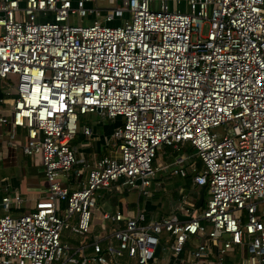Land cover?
<instances>
[{
    "label": "built area",
    "instance_id": "built-area-1",
    "mask_svg": "<svg viewBox=\"0 0 264 264\" xmlns=\"http://www.w3.org/2000/svg\"><path fill=\"white\" fill-rule=\"evenodd\" d=\"M0 81V141L47 186L17 216L22 198L0 197V264H225L240 245L242 264H264V0H0ZM88 114L121 121L91 165L71 147ZM160 146L181 152L169 174L204 187L200 209L99 206L114 186L150 199ZM64 230L92 238L61 244Z\"/></svg>",
    "mask_w": 264,
    "mask_h": 264
},
{
    "label": "crops",
    "instance_id": "crops-1",
    "mask_svg": "<svg viewBox=\"0 0 264 264\" xmlns=\"http://www.w3.org/2000/svg\"><path fill=\"white\" fill-rule=\"evenodd\" d=\"M120 124L121 121L119 119H116L115 121H108L98 114L84 115L80 118V121L78 118L79 129L84 126L88 127L91 131V134L89 136H85L78 132L75 135L73 141L71 142V147L75 152L76 159L78 161H83V163L87 165H91L98 159L112 156L115 149V141L112 139V134L116 127ZM6 131H10L9 125L0 127V133ZM16 132L19 143L23 142L25 137L24 131L18 129L16 130ZM180 153L181 152H173L168 148L157 152V155L155 157V167L159 168L160 171L157 172L155 182L151 187L152 193H158L159 191L158 186L161 183L159 180L160 176L181 178L179 175H174L172 173L169 174L166 170V167L169 166V164L173 163L177 156L180 155ZM83 165L84 164L82 163L76 164L73 167L70 175H68V181L66 183L67 186L72 190L77 188V182L80 183L84 182L85 180V172L79 178H75L73 172L77 169H82ZM187 178L190 179V175L182 179L186 181ZM178 185H180V183H178ZM178 185L177 187H179V191L178 193H176L178 197L176 198L175 195L174 198L176 202H167L165 205V207H167V212L163 210L162 215H158V218L171 215L173 212H175L180 205V199L183 195L193 198L196 204L199 189H194L191 181L189 187L187 188L184 187V185L183 187L181 185ZM46 188L47 186L41 168L34 164L31 158L23 155L20 149L13 150L7 148L6 145L0 141V197L13 193H19V195H22L20 196L22 198V203L24 202V207L18 210H13L12 214L14 216H17L20 214H24L23 212L31 211L36 200L45 194ZM115 188L117 187L114 186L111 188V190H114ZM111 190H109V193L111 192ZM119 190L122 191L121 189ZM179 192H181L182 195H180ZM121 193L122 194H119V196L122 195V197H124L131 192L126 190ZM105 194L106 191L99 192L97 203L99 204L100 201L101 204H99V206H102V208L109 211H114L116 208H120L121 210L124 209L125 211L134 213L138 208L144 209L146 215L148 216H156V214H153L152 212L161 210L160 208L162 206L160 202L152 201L153 195L150 200L143 201L141 196H139L138 194H133V196L135 197V204H129V202H127V204H121V202H118L117 200H111V202L105 201ZM103 200L105 202H103ZM141 201H143V203L140 208ZM247 257V247L245 245H240L234 247L232 251L229 252V256L227 257L225 264H242L243 260Z\"/></svg>",
    "mask_w": 264,
    "mask_h": 264
},
{
    "label": "rangeland",
    "instance_id": "rangeland-1",
    "mask_svg": "<svg viewBox=\"0 0 264 264\" xmlns=\"http://www.w3.org/2000/svg\"><path fill=\"white\" fill-rule=\"evenodd\" d=\"M92 20H93L92 18H85L82 21V24L85 25V26H87V25L91 24ZM96 20H98L100 22V24H103V14H98V16L96 17ZM70 22L72 24H76L78 21L75 19V17H72L70 19ZM204 32H205V30L203 31V33ZM0 85H2V82L1 81H0ZM81 117L82 116H78L79 121H80V118ZM189 148H191V147L186 146L184 151L187 152L189 155H192L195 158V152L194 151L189 152L188 151ZM161 150H165V148L162 147V146H160V147L157 148V152H159ZM190 150H192V148ZM157 152H156V155H157ZM32 161H33L34 164H36L33 159H32ZM195 161H197V160H195ZM36 165L38 167H40L39 164H36ZM152 165L153 166L156 165V160L153 161ZM159 180H160L161 183L158 186L159 187L158 193L157 192L156 193H152V195H153L152 201L153 202H157L158 201V202H160L162 204V206L160 208L161 210H156V211H153L152 212L153 214H156L157 217H158V215H162L163 210L166 211L167 207H165V205H166L167 202H169V201L176 202L174 200V198H175L176 193H178V191H179V187H177L178 183H180V185L182 187L185 184V181L182 178H178V177L172 178V177L160 176V179ZM62 185L65 186V187H68L67 186V183L64 182V181L62 182ZM180 185H178V186H180ZM68 188L70 189V187H68ZM70 190H72V189H70ZM123 191H126V190L120 191L118 188H115L114 190H111L110 193H107V191H106V194L104 195V198H105L104 200L105 201H108V202H111V200H115V201L117 200L118 202H121V204H127V202H129V204H135V197L133 196V194H136L137 195L138 192L137 191H133V190H127V191H129L131 193H128L127 196H124V197H122V195L119 196V194H122L121 192H123ZM101 192H105V191L102 190ZM179 194L182 195L181 192H179ZM14 195L22 196V195H19V193L9 194L8 196H11L12 197ZM177 197H178V195H176V198ZM206 197H207V195L204 192V199ZM141 198H142L143 201H145V198L144 197H141ZM104 200H103V202H105ZM147 200H150V199H147ZM143 201H141V203H140V208L142 206ZM23 203H21V208L24 207ZM99 204H101L100 201H99ZM12 211H13V209H11L10 214L12 216H14L12 214ZM23 213H27V212H23ZM4 214L5 213H3V212L0 211V215H4ZM59 215L61 217H63V212L61 211ZM153 216H155V215H153ZM108 230H111V228L108 227ZM99 232H100V229L98 228V226H96L94 228L93 235H98ZM91 238H92V235L74 234V233H70L68 230H64L62 232V234H61L60 243L61 244H64V243H71V244L83 243V244H85V243H88Z\"/></svg>",
    "mask_w": 264,
    "mask_h": 264
},
{
    "label": "water",
    "instance_id": "water-1",
    "mask_svg": "<svg viewBox=\"0 0 264 264\" xmlns=\"http://www.w3.org/2000/svg\"><path fill=\"white\" fill-rule=\"evenodd\" d=\"M204 203V187H201L198 191V198L195 204V209H200L203 206ZM159 252V246L156 248L155 256L158 255Z\"/></svg>",
    "mask_w": 264,
    "mask_h": 264
},
{
    "label": "trees",
    "instance_id": "trees-1",
    "mask_svg": "<svg viewBox=\"0 0 264 264\" xmlns=\"http://www.w3.org/2000/svg\"><path fill=\"white\" fill-rule=\"evenodd\" d=\"M1 96V95H0ZM191 148L188 149L189 152H192L193 150H190ZM201 167V163L199 161H197V168L199 169ZM190 185V179L187 178L184 184V187H189Z\"/></svg>",
    "mask_w": 264,
    "mask_h": 264
}]
</instances>
